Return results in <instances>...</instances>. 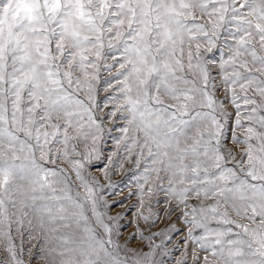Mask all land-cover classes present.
<instances>
[{"label": "snow or ice", "instance_id": "1", "mask_svg": "<svg viewBox=\"0 0 264 264\" xmlns=\"http://www.w3.org/2000/svg\"><path fill=\"white\" fill-rule=\"evenodd\" d=\"M102 66L125 121L103 178L135 149L192 264H264V0H0V264H148L90 173Z\"/></svg>", "mask_w": 264, "mask_h": 264}, {"label": "rangeland", "instance_id": "2", "mask_svg": "<svg viewBox=\"0 0 264 264\" xmlns=\"http://www.w3.org/2000/svg\"><path fill=\"white\" fill-rule=\"evenodd\" d=\"M229 42L230 39H229ZM221 49L226 52L223 42H221ZM220 52H217L216 59L219 60ZM113 63L108 60V64ZM107 71L103 66L99 73V80L96 81L97 103L100 108L97 109V114L103 117L105 124V136L101 143L102 156L100 160L93 161L90 166V173L101 178L100 186L97 189V196L101 198V210L108 216H117L119 218L114 223V239L118 243L132 249L133 252L139 253L141 256L144 253H150L148 256V264H177L178 261L184 259V253L187 251L188 264L191 262V250L196 247L193 241L187 239L188 225L184 223L183 218L178 219L179 211L173 212L171 215L167 213L171 206L167 203L166 193L162 188H166L164 183L157 187L154 183V174L149 178L147 184L144 182V170L148 166L146 162L141 159L140 164H136V152L133 149V155L129 158L121 146L114 161H119L122 166H111L108 173V178L104 179L103 169L108 163L104 159L105 156L111 155L116 149V140L120 139L122 133L120 128L124 126L125 121L117 114L113 118L105 115L113 107L109 103L105 108L104 104L107 97L113 94V89L117 87L116 81L113 79L115 71ZM112 84V88L108 87V83ZM141 185L144 186V192L141 191ZM152 187L153 191L148 193L146 189ZM141 201L143 202L141 204ZM141 214L149 216V220L145 222L141 218ZM137 221L140 224V231H137ZM140 232H143L144 239L140 238ZM200 230H195L194 235H200ZM135 235V239L131 237ZM19 239L17 244H19ZM27 244V241H25ZM36 251L33 246V252ZM204 253H201L203 255ZM25 264L31 260V264H40L41 257L35 260L25 254Z\"/></svg>", "mask_w": 264, "mask_h": 264}]
</instances>
